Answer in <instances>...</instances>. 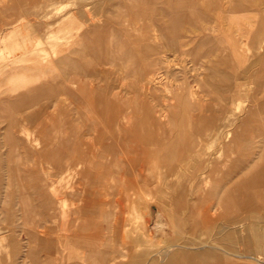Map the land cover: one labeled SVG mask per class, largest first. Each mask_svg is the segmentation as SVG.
Here are the masks:
<instances>
[{
  "label": "rangeland",
  "instance_id": "obj_1",
  "mask_svg": "<svg viewBox=\"0 0 264 264\" xmlns=\"http://www.w3.org/2000/svg\"><path fill=\"white\" fill-rule=\"evenodd\" d=\"M2 41L19 50L0 44V264H184L183 247L264 264V182L245 183L264 134L227 124L264 101V0H0ZM241 183L256 197L223 222ZM134 203L154 212L138 250ZM209 207L215 223L190 231Z\"/></svg>",
  "mask_w": 264,
  "mask_h": 264
},
{
  "label": "crops",
  "instance_id": "obj_2",
  "mask_svg": "<svg viewBox=\"0 0 264 264\" xmlns=\"http://www.w3.org/2000/svg\"><path fill=\"white\" fill-rule=\"evenodd\" d=\"M24 28H28V27L24 25L23 27H19V28L15 29L11 34H9L7 39H10V37L12 35H14V34H18V33L22 34ZM3 42L4 41L0 42V44H2ZM3 45L4 46H3L2 50H1L2 54H5L7 52V54L9 56H11V55H15L17 53V50H19V46H13V47L11 46V47H9L8 45H6L4 43H3ZM24 49H26L27 52H30V50H28V47H25ZM258 109L261 110V111L262 110L264 111V101H261V103H259L256 106V108L250 109L248 111V113L245 115V117H243V119H241V120L238 119V121L235 122V123L233 122L234 121L233 119H229V122H227V124L234 126L230 130V132L235 138L237 136H240L241 133L243 134V133L247 132L248 130H251L253 133H257V134H259V133L264 134V132H262L261 128H256V127L253 128V126H252L253 123L256 124V120L258 118L257 116L259 115L258 112H257ZM224 113L226 114L227 112H224ZM217 121H218L219 125L222 124V123H223V125H226V116H224L221 120L217 119ZM250 126H251V128H250ZM225 143L226 142H224L223 146L226 147L227 144H225ZM238 143H240V142H236L235 141L232 144L237 145ZM261 159H262V157H261ZM205 162H208V161L205 160ZM259 164L263 165L262 169L260 171L259 170L258 171H254V170H256L258 168ZM259 164L254 166V169H253L254 172L249 176V178L247 179V181L245 183L251 184V183H255V182H258V183L264 182V179H262L260 177L261 175H259V174H261L262 170H264V161H263V159H262L261 163H259ZM251 168H253V167H251ZM208 179L209 178L203 179V177H202V178H200V180L196 181V183H197V191L200 192L201 190H203L202 188H203L204 184L207 183ZM174 182L176 184L175 187L177 188V190L180 191V193H179L178 197L176 198V200L182 199L181 196H183L184 193L186 194V188H185V185H184L185 181L183 183H181V184L176 182V181H174ZM245 183H241L240 186H236V185L232 186L229 190H227V193L225 195L220 196V198L218 200L219 201L218 202V208L225 209V211L223 213H221V214H218L217 217H219L221 220H223V222L230 223V221H229V217H230L229 216V212L233 208L237 207L239 202L245 203L246 201H250V200H254L255 199L256 195L251 193V191L249 189L246 190V189L243 188V186L246 187V185H247ZM175 187H170L169 186V187H167V189H170V190L173 189L174 190ZM158 188H159L158 185L156 186V184H153V188H151L153 190L152 201L155 198L154 195L158 194V191H157ZM244 190H246V191H244ZM226 196L229 197V198H227ZM198 201H199V199H198ZM230 201H232V202H230ZM135 208H138V210L140 211L139 214L142 213V215L145 216L144 220L141 222V225L143 227H146V225H147V217L151 216L154 212L153 213H149V214H147L146 211L142 212L141 209H140L139 204L134 203L133 206H132V209L130 211V213H132V215H133V219H135V212L133 211ZM215 210H217V209L216 208L212 209L211 207H209V209H207L206 211L202 212L201 214L198 213L199 215L191 213V216H190V219H191L190 220L191 221L190 222L191 223L190 231H196L199 228L204 227V225H213L215 222H214V219H213V215L211 213H212V211H215ZM159 218H160V216H159ZM60 219L62 220L61 221L62 223H61L60 226H62V228H63L61 231L67 233L69 231L70 222H69V219L67 217L66 212L63 211V213L61 214ZM164 226H165L164 223L160 220L157 223V227H156L158 229V232L165 233ZM4 232H5V230L4 231H0V234H2ZM142 234L141 235L140 234L137 235V238L139 239L137 241V250L139 248H142L144 245H148V246H153L154 245V241H155L154 236H152L153 237V241H146L144 239L145 237ZM140 236H142V237H140ZM227 236H228V240L229 241L233 240V237L230 234H228ZM2 241H4V240H2ZM2 241H0V245H1ZM150 242H152V243H150ZM209 248L210 249H208V250H201L199 252H196V253L193 252L192 253L191 251L189 252V249H190L189 247H183L182 248L183 251H181V252H183V253L187 252V253H191L192 254L190 261L186 260L184 264H195V263L196 264H200V262H195V259L199 260V258L202 260V264H207V263H209V261L210 262L211 261L214 262L217 259V255L215 254V252H212V251L213 250H215V251L216 250L225 251L224 249H221L220 247H209ZM198 253L201 254V257H199V256L196 257L195 256V254L198 255ZM158 256L162 257V253L160 252L158 254ZM238 257L240 258V256H238ZM167 261L168 262L170 261L167 264H183L181 262H177V254L176 253L171 254L170 258H168Z\"/></svg>",
  "mask_w": 264,
  "mask_h": 264
},
{
  "label": "bare ground",
  "instance_id": "obj_3",
  "mask_svg": "<svg viewBox=\"0 0 264 264\" xmlns=\"http://www.w3.org/2000/svg\"><path fill=\"white\" fill-rule=\"evenodd\" d=\"M192 6H193V7H192ZM194 7H195V4H192V3H191V6L188 7V8H189V9H192V8H194ZM195 13H196L197 15H198V14H201V13H200V10L197 9V8H196V12H195ZM174 19H175V17H174L173 20H171V21L174 22V21H175ZM118 38H119V37H118ZM117 40H118V39H117ZM119 40H120V39H119ZM202 40H203V38H202ZM114 42H117V41H113V43H114ZM120 42H121V41H120ZM114 44H115V43H114ZM198 45H199V44H198ZM111 46H112V44H111ZM147 49H148V48H147ZM214 51H215V50H214ZM148 63H149V62H148ZM148 65H149V64H148ZM217 65H218V64H217ZM146 67H147V65H146ZM148 67H150V66H148ZM219 67H220V66H219ZM147 69H148V68H147ZM65 93H66V92H65ZM109 103H110V102H109ZM109 103H108V104H109ZM113 106H114V103H113ZM115 106H116V105H115ZM109 107H110V106H109ZM109 107H108V108H109ZM110 108H111V107H110ZM114 109H116V107H115ZM113 111H114V110H113ZM140 111H141V110H140ZM130 123H131V122H130ZM130 125H131V124H130ZM139 125H140V124H139ZM131 126H132V125H131ZM140 129H141V128H140ZM120 131H121V130H120ZM133 131H134V130H133ZM166 136H168V135H166ZM167 138H169V137H167ZM169 139H170V138H169ZM157 145H158V144H157ZM158 146H159V145H158ZM226 197H227V196H226ZM227 198H229V197H227ZM232 198H233V197H232ZM232 198H231V199H232ZM225 200H226V199H225ZM229 200H230V199H229ZM226 201H227V200H226ZM226 201H225V202H226ZM230 202H232V201H230ZM227 203H228V202H227ZM232 205H233V204H232ZM141 222H142V220L139 219V220L135 223V225L133 224V228H134L135 233H138V234H139V232L141 231V227H140V226H141ZM160 226H161V225H160ZM130 228H131V227H130ZM133 228H132V229H133ZM131 232H132V231H131ZM129 233H130V232H129ZM140 233H141V232H140ZM143 233H144V232H143ZM146 233H147V232H146ZM144 234H145V233H144ZM144 234H143V236H144ZM145 235H146V234H145ZM126 237H127V236H126ZM138 237H139V236H138ZM140 237H142V236H140ZM150 238H151V237H150ZM147 240H148V239H147ZM143 241H144V240H143ZM149 241H152V240L149 239ZM145 243H146V242H145ZM148 243H149V242H148ZM150 243H152V242H150ZM140 246H141V245H140Z\"/></svg>",
  "mask_w": 264,
  "mask_h": 264
}]
</instances>
